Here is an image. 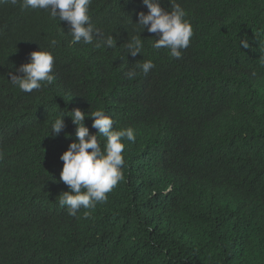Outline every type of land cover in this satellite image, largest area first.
<instances>
[{"label":"trees","instance_id":"1","mask_svg":"<svg viewBox=\"0 0 264 264\" xmlns=\"http://www.w3.org/2000/svg\"><path fill=\"white\" fill-rule=\"evenodd\" d=\"M176 2L193 29L180 59L154 50L147 30L141 54H128L142 0H92L112 48L72 45L66 22L0 2V264H264V0ZM234 17L253 26L223 24ZM41 49L56 79L22 92L9 73ZM149 59L147 75L128 79ZM76 108L103 109L136 141H122L124 179L107 203L73 217L58 200L77 126L65 116L50 133Z\"/></svg>","mask_w":264,"mask_h":264},{"label":"clouds","instance_id":"2","mask_svg":"<svg viewBox=\"0 0 264 264\" xmlns=\"http://www.w3.org/2000/svg\"><path fill=\"white\" fill-rule=\"evenodd\" d=\"M13 6L19 5L22 9L43 10L49 14L52 21L66 22L68 36L71 44L93 45L96 48H112L115 46L113 35H105L99 28L91 23L90 5L92 0H0ZM127 2V0H126ZM148 13L140 12L139 22L134 24V35L125 45L128 54L132 57L141 54L144 44L141 33L147 30L156 34L152 39L151 47L154 50L165 48L172 58H182L193 35L190 21L186 19L187 12L176 0H169L171 10L161 7V0H142ZM223 24H231L239 29H248L253 26L249 21L238 17L227 18ZM57 40L49 41L50 48H55ZM240 48L251 47L247 38L240 39ZM261 46V45H260ZM30 62L22 64L15 72H10V83L25 93H32L42 87L51 85L56 77L53 74L54 55L49 50L33 51L30 53ZM264 60V57L261 58ZM155 67L149 60L137 62L135 68L127 73L128 79H134L136 69L147 75ZM71 117L76 125L75 142L61 156L63 168L60 181L69 187V191L59 196L60 207L66 208L70 216L76 217L81 210L95 209L98 204L108 201V194L124 179L123 167L125 165L124 140L135 143L136 133L132 127L114 129V120L106 115L103 109L85 113L79 108L61 114L52 122L51 133L58 137L64 131L66 124L64 117ZM86 116L93 119L92 128L97 134H90L85 126ZM106 139L102 143L100 138ZM70 138V136H69ZM91 150V151H90ZM87 215V212H85Z\"/></svg>","mask_w":264,"mask_h":264}]
</instances>
